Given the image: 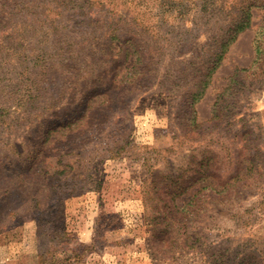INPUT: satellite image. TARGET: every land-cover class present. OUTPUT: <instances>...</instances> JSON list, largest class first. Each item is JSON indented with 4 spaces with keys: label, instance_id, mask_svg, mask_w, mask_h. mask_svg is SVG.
Returning a JSON list of instances; mask_svg holds the SVG:
<instances>
[{
    "label": "rangeland",
    "instance_id": "374dc122",
    "mask_svg": "<svg viewBox=\"0 0 264 264\" xmlns=\"http://www.w3.org/2000/svg\"><path fill=\"white\" fill-rule=\"evenodd\" d=\"M260 1L0 0V264H264V174L241 207L205 191L185 233L161 220L172 217L158 211L171 197L157 194L168 174H192L203 155L227 177L236 151H246L244 121L264 151V81L242 70L257 38L264 56ZM241 2L254 3L249 25L191 102ZM135 50L146 68L141 84L88 120ZM51 113L82 117L43 142ZM37 160L65 171L45 184ZM207 180L192 182L176 204Z\"/></svg>",
    "mask_w": 264,
    "mask_h": 264
},
{
    "label": "trees",
    "instance_id": "16d2710c",
    "mask_svg": "<svg viewBox=\"0 0 264 264\" xmlns=\"http://www.w3.org/2000/svg\"><path fill=\"white\" fill-rule=\"evenodd\" d=\"M263 1H260L262 5ZM240 5L242 10H240V13H238L239 15H237V18L232 20V24L227 29V34L224 37H221L220 40H218L214 50L207 56V65L200 68L201 72L199 84L197 85L198 90L192 93L191 102L196 101L201 96L203 88L207 84L211 73L219 64V61L221 60L224 52L227 50L228 45L236 38L237 33H239L249 25V8L254 5V3L246 4L245 2H241ZM180 39L181 38H178L177 42H179ZM261 40L262 39L260 38H257L256 40V43L254 45L255 55L251 65L248 68L242 69L243 71H247L249 69L250 74L254 76V79L257 81V83H262L264 81V56L262 55L263 44ZM126 41L130 42V39L127 38ZM134 53L135 55H138L136 60L130 64V67L126 70L125 73L121 75L118 82L113 80V82L108 86L105 85V88L106 86L108 87V92L106 96H102L99 102H97L95 106H93L92 111L89 112L90 115L86 116H89L88 120L92 118V115H96L105 110V105H109L112 102L117 101L118 103H120V99H122L120 94L122 96H125V93H128L134 87L141 84L144 75H146V68H144L142 54H140L141 52L139 50H135ZM236 75L238 74H235L232 78L233 82L236 80ZM101 95H104V93H101ZM231 104L232 103L225 104V106L229 107ZM222 106L224 105H221L218 101L214 103L211 118L215 119V121L220 120L216 119L217 116H220V112L221 115L223 114L222 110L224 107ZM65 108L66 107L63 106L61 110H64ZM86 112L87 106L85 105L82 115H84ZM235 114V112L230 113L229 110L226 109V115H224V117H227V119H233L235 120V122H239L237 119H234ZM82 115L80 114L73 117L61 119L60 115L51 113L48 117L44 118L45 123L42 126L44 135L42 134V141L44 142L52 131L58 128H62L65 125H72L79 118H81ZM241 126H243L240 129L242 130L241 136L247 137L246 141L243 144V147L246 149V151H236V162L234 165V170L227 177H221L219 173L213 172V168H211L212 165H208V161L213 157L212 155H203L199 160H195L196 164L193 168H191V172H193L192 174L188 175L189 171H187L185 172V174H178L175 176L168 174L166 176L167 183L163 187L164 191L157 192V194L159 197L170 196L171 203H165L168 209H158V211L161 213V216L168 212L172 215V217H168L165 219V217L163 216L161 220L165 222L166 220L168 222L170 219L176 221L177 224L183 226V233H185L190 226V224L186 222L188 220V216L194 214L195 207L198 205L197 202L201 199L202 196L205 195V191L217 194L219 197H221L220 201H235L239 205V207H241L240 203L243 200V194L253 187L252 185L257 182L260 175L263 176L264 174V151L259 148H255V145H257V143H255L256 137L252 136L254 133L253 124L251 122L244 121V124L242 123ZM257 140L258 142H260V137L257 138ZM202 150L204 153L205 150ZM37 152L41 153V150ZM46 157H48V155ZM24 158L27 159L26 156ZM42 158H45V156H43ZM38 162L39 160H37V163ZM59 162L60 160L58 159L55 164L57 165V163ZM43 164L44 161L39 162L38 165L36 164L37 166L35 167V173L39 175L38 177L41 180H44L43 182L45 184H51L54 179L58 178V176L65 171V169L62 168L60 170H53L52 172H48L49 170L43 169ZM193 174H196V176H193ZM208 177L210 178V180H207L205 184L199 186V188L182 206H178L176 204L174 198L181 194L183 191L187 190L192 182L198 180L205 181V179ZM171 205L174 210L171 209ZM174 214L175 217H173ZM232 214L240 215L241 212L237 209L235 210V212L231 213V215Z\"/></svg>",
    "mask_w": 264,
    "mask_h": 264
}]
</instances>
